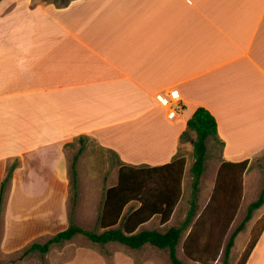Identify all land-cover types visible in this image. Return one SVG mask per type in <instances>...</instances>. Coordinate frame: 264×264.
<instances>
[{"label":"crops","instance_id":"obj_1","mask_svg":"<svg viewBox=\"0 0 264 264\" xmlns=\"http://www.w3.org/2000/svg\"><path fill=\"white\" fill-rule=\"evenodd\" d=\"M164 97L181 105L175 119ZM198 107L216 117L225 142L215 176L222 161L250 160L244 200L247 173L264 158V0H0V190L12 171L2 251L21 250L49 233L46 220L60 219L70 185L68 143L86 138L116 154L114 163L100 167L95 159L87 167L77 160L78 184L82 171L95 180L86 185L92 205L99 175L105 199L119 181L121 162L159 166L186 156L182 133ZM194 140L192 133V149ZM188 167L171 218L162 223L154 216L142 228L174 226ZM104 245L113 264H158L144 257L161 249L151 244ZM86 249L70 264H95ZM97 261L109 264L105 253ZM245 264H264V230Z\"/></svg>","mask_w":264,"mask_h":264},{"label":"trees","instance_id":"obj_2","mask_svg":"<svg viewBox=\"0 0 264 264\" xmlns=\"http://www.w3.org/2000/svg\"><path fill=\"white\" fill-rule=\"evenodd\" d=\"M189 133L195 134L193 143L195 161L191 168L193 175L192 199L191 208L180 225L171 226L163 232L141 227L154 216L160 217L162 223L171 218L183 195L186 156L178 155L172 161L159 166H136L121 162L118 183L105 192L104 204L99 217L100 231L86 229L76 224L73 221V215H71V223L67 228L57 232L43 244L34 242L26 251L39 250L45 254L50 250L51 245L64 243L82 234L92 242L102 245L117 241L134 249H140L146 244L161 249L167 248L173 264H188L178 256L177 246L183 234L189 230L183 244L185 253L188 255L205 253L203 248L205 244L202 246L201 242L204 230L209 227L210 215L216 214L221 218V215L225 217L238 210L237 199L240 201L243 198L244 174L248 169L250 160L222 161L217 172L211 199L199 211L196 199L201 177L207 169V160L210 158L208 145L210 141L219 144L221 152L225 142L219 136L216 117L205 107H198L189 118L182 138H185ZM78 156L79 154L73 157L70 167L75 195L73 207L76 205L78 193ZM11 176L12 171L4 179L0 190V225L5 187ZM263 204L264 189L259 197L248 205L244 219L230 235L225 246V264L230 256L236 236L245 228L253 213ZM129 205H131L130 209L125 212ZM263 230L264 218L258 236L249 244L240 264L246 263ZM191 258L199 260L195 256ZM202 262L206 263L204 260Z\"/></svg>","mask_w":264,"mask_h":264},{"label":"rangeland","instance_id":"obj_3","mask_svg":"<svg viewBox=\"0 0 264 264\" xmlns=\"http://www.w3.org/2000/svg\"><path fill=\"white\" fill-rule=\"evenodd\" d=\"M71 0H33L34 3H55L57 5H63L68 3ZM192 133H189L182 142L181 154H186L189 159V167L187 170V183H186V193L183 200V204L180 205L178 211L175 214V217L172 221V225H180L186 217L188 210L191 208V199H192V181L193 175L191 172V168L195 161L194 152L192 149L191 141ZM82 148V149H81ZM209 155L210 158L207 160V169L204 174V180L202 186L199 188V192L197 195V205L199 211H201L210 201L212 196V186L214 185L215 178V169L217 165L220 163V145L216 144L213 141H210L209 145ZM68 151V159L71 162L73 157L79 154V159L81 158L82 162L85 161V166L87 164H91V160L95 159L97 164L102 165L106 163H114L116 161V154L108 149L102 148L98 143L94 142V140L86 139V138H78L74 142L67 144ZM256 159V158H255ZM261 163H257L259 161ZM81 162V161H80ZM112 169V167H110ZM111 175V173H106L107 175ZM68 177L70 179V185L67 192L68 201L66 204L61 205L62 214L59 220L49 221L46 220V226H50L51 229L49 233H47L44 237L35 240L34 242L45 243L48 239H50L53 235L57 233L60 229L67 228L71 223V215L73 214V221L86 228L92 229L96 231H100L99 228V214L101 213L104 199V192L102 190V179L103 174L99 175V180L96 182L94 186L95 192V204H88L89 202V194L90 190L86 188V185H92V180L90 177L87 178V174L82 171L79 173V184H78V193H77V203L76 206L73 207L74 203V189L72 186V174L71 169L69 168ZM254 178V181L251 179ZM246 187L249 188L246 196L238 202V210L233 214L224 215L225 217L218 215H210V221L208 222L209 227L204 230V235L202 237L201 245L203 246L205 253H191L190 255L186 254L185 251L180 249L178 256L188 264H225V246L230 238V235L234 231V229L240 224V222L244 219L248 205L256 200L261 191L264 189V158H257L253 161V165L249 172L247 173V181ZM252 187L254 189H252ZM88 189V190H87ZM244 195V194H243ZM243 200V202H242ZM4 209V207H3ZM73 212V213H72ZM3 214V213H2ZM98 214V215H97ZM209 216V215H208ZM258 217L260 218L256 223ZM264 218V204L255 211L253 219L247 223V228L242 231L235 242V246L232 254H230L228 261L226 264H240L242 260L243 253L239 252L242 248L245 247L247 240H249V244L254 240L256 236H258L259 230L262 226V221ZM256 223V224H255ZM255 227L248 238L250 231L253 226ZM245 226V227H246ZM3 228L2 215H1V225H0V238L1 232ZM184 238V236H183ZM182 238V239H183ZM34 242L28 244L26 247L21 250L13 253L3 252L0 247V264H70L76 255L78 250L83 247H87V251H91L89 256L95 264H98V259L100 258L101 253H105V256L108 258V263L113 264L112 253L107 252V246L92 242L86 236L79 234L61 244L51 245L50 250L43 254L39 250L34 251H26L27 248L31 246ZM105 246V247H104ZM247 246V248H248ZM127 247V246H126ZM130 248V247H128ZM243 251V250H242ZM138 253V251L136 250ZM150 252V253H149ZM149 252L144 251V257L148 254L149 258L158 259L157 261L154 259H149L150 262H157L158 264H173L170 260L169 250L165 249H150ZM82 256V251L80 252V258ZM195 256L199 260H194L191 257ZM206 263H203L202 260ZM82 261V260H81ZM89 261V260H88ZM89 263V262H88ZM76 264L77 261H76Z\"/></svg>","mask_w":264,"mask_h":264},{"label":"built area","instance_id":"obj_4","mask_svg":"<svg viewBox=\"0 0 264 264\" xmlns=\"http://www.w3.org/2000/svg\"><path fill=\"white\" fill-rule=\"evenodd\" d=\"M163 101L165 104H169V107H170V111L168 112V117L170 119H175L178 115L179 109H181V105L180 104H176V105L173 104L171 102V100L167 97H164Z\"/></svg>","mask_w":264,"mask_h":264}]
</instances>
